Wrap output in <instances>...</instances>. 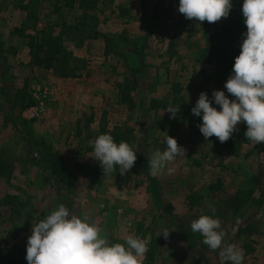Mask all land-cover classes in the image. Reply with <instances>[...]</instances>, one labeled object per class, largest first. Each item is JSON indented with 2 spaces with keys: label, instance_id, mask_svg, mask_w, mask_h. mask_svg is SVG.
<instances>
[{
  "label": "rangeland",
  "instance_id": "374dc122",
  "mask_svg": "<svg viewBox=\"0 0 264 264\" xmlns=\"http://www.w3.org/2000/svg\"><path fill=\"white\" fill-rule=\"evenodd\" d=\"M7 1H31L28 10L15 15L26 17L30 11L36 17L38 25L31 26V19L26 32L49 25L57 34L61 26L80 22L78 29H68L76 36L64 45L85 69L80 77L62 81L50 70L28 66L25 39H14L12 25L0 24V47L12 66L8 79L14 78L10 87L2 85L0 75V264H28L32 225L61 203L71 214L89 216L110 244L125 243L129 234L146 241L143 264H231L219 255L229 243L243 250V264H264L261 144L245 141L235 151L215 154L198 128L202 122L192 125L178 114L170 119L166 110L176 107L173 103L166 109L149 107L151 98L171 102L172 88L179 85L189 104L203 91L219 110L212 92L222 88L211 79L213 66L196 62L204 31L214 23L186 19L172 0H163L154 18L153 5L147 6L141 22L132 19L137 12L123 6L125 0H91L82 8L59 7L57 0H0V10ZM231 3V9L242 8L243 0ZM14 42L15 51L8 50ZM131 56L137 58L135 73ZM15 92L24 104L32 102L14 108ZM100 129L129 132L137 159L127 173L121 175L117 166L116 172L103 174L92 157ZM166 135L186 154L168 165L171 172L153 176L149 159L155 150H165ZM41 149L47 156L57 152L75 170L71 187L46 169ZM200 215L221 221L226 233L221 249H209L192 232L191 222ZM164 230L167 238L160 234Z\"/></svg>",
  "mask_w": 264,
  "mask_h": 264
},
{
  "label": "clouds",
  "instance_id": "9594fccd",
  "mask_svg": "<svg viewBox=\"0 0 264 264\" xmlns=\"http://www.w3.org/2000/svg\"><path fill=\"white\" fill-rule=\"evenodd\" d=\"M232 8L231 0H179L178 11L188 20L215 23L226 18ZM243 22L246 33L240 44V52L234 58L232 74L224 83L227 92L213 90L212 106L208 95L201 92L191 108L194 116L201 117L198 125L204 140L215 136L219 142L228 141L244 122V133L253 145L264 143V0H243ZM170 119L175 118L179 108L169 107ZM167 147L155 150L149 159V171L153 176L162 175L177 156H184L186 149L177 140L166 135ZM92 157L100 163L103 174L127 173L137 159L133 147L125 141L118 144L112 135H98L93 144ZM85 215L71 214L61 203L44 219L32 225L27 238L26 260L28 264H143L148 252L147 242L132 234L125 243H109L102 236L103 229ZM193 233L203 237V243L215 251L221 249L225 231L221 221L209 215H200L191 222ZM165 238L169 230H164ZM221 259L231 264H243L244 252L235 244L224 245L219 253Z\"/></svg>",
  "mask_w": 264,
  "mask_h": 264
},
{
  "label": "trees",
  "instance_id": "16d2710c",
  "mask_svg": "<svg viewBox=\"0 0 264 264\" xmlns=\"http://www.w3.org/2000/svg\"><path fill=\"white\" fill-rule=\"evenodd\" d=\"M57 3H59V7L62 6L65 8H73L77 5V7L82 8L84 4L91 5L92 1L57 0ZM175 4L178 7L179 0H176ZM30 5L31 1L18 4L20 9L24 11L28 10ZM221 19V21L215 22L213 24V28L211 30L204 31V42L203 45L199 46L198 48L196 62H205L213 66V75L211 76L213 83L220 86L222 91L225 92V95L229 96V99H232L233 97H231V95L227 92L226 88L224 87V83L229 75L232 74L234 58L240 52V44L242 43L247 29L243 22L241 8L230 9L229 15L226 18ZM30 20L31 26H35L37 23L35 21L36 17L30 11H28V14L26 15L22 25L12 30V32L25 39L29 57L27 65L32 68L35 67L39 69L50 70L61 78L80 77L83 73V69H85L84 61L75 56L64 45V42L68 40V38L72 40L73 37L76 36H71L68 29H78L80 22H76L73 26L63 25L59 28L58 33L55 34L52 26L49 25H45L41 30L35 31L33 33L26 32L27 23ZM6 55L7 53L5 50L0 47V75L3 77L2 85L5 84L11 87L13 85L11 83L14 78L8 79V71L10 68H12V66L11 63L8 62ZM136 64L137 62L131 64L132 73L138 71ZM84 75H87V73ZM172 89L173 96L171 102H168L167 100H156L151 98L149 101V107L151 109H166L168 108L169 104L173 103L176 105L175 108H179L177 114L179 115L181 121L190 122L192 125H197L198 123L202 122L201 117L194 116L191 112V108L196 102L189 104L181 95L182 87L179 85H176ZM19 90L18 93H20ZM12 97L13 107H17L16 109L18 110L32 102L31 100H28L24 104L23 100L20 101L17 99L16 92L13 93ZM122 99L128 100V95L124 94ZM237 127L238 131L234 132L231 138L224 143L219 142L215 136L209 138L208 141L211 143V149L213 153L220 154L224 149L235 151L243 142H251L250 140H247L244 135L247 127L245 125H237ZM103 132V129H100L99 135L104 134ZM128 133L116 131L110 133V135H112L114 141L117 144L120 141L132 143V140H129ZM259 144H261L260 151L264 155V143ZM40 152V158L46 163V169H48V171L56 178L57 181L67 187H71L75 183L74 181L76 179L75 170L70 168L64 160L60 159L61 157L57 152H50L48 156L44 150L41 149ZM76 166V168L79 169V164H76Z\"/></svg>",
  "mask_w": 264,
  "mask_h": 264
},
{
  "label": "crops",
  "instance_id": "0c3cea01",
  "mask_svg": "<svg viewBox=\"0 0 264 264\" xmlns=\"http://www.w3.org/2000/svg\"><path fill=\"white\" fill-rule=\"evenodd\" d=\"M115 1H116V3H119V2H117L118 0H115ZM164 2H165V0H164ZM172 2H176V0H172ZM162 3H163V0H125L122 3V5L125 6V7H132L133 6L135 8L134 9L135 13L136 12L137 13L133 15L132 19L133 20H137V22H141V20L143 19V16L142 15H144V13H145V10L144 9H147V6H149L150 4L153 5L152 6V14L151 15L154 18V17H156V15H158L159 11L161 10V9L158 10L159 9L158 7ZM16 5L17 4H14V3H8V1H7V3L4 5V7L0 10V11H2L4 9L6 10L5 11V14H4V11L1 12V15H2L3 18H0V24L12 25V27H13L12 30L14 28L20 27L22 25V23L24 22V20H25V17L24 16H20L19 18L15 17V15H17V12L19 13V12H23L24 11V10L20 9V7L18 5L17 6ZM142 7H144V8H142ZM126 11L129 12L128 9ZM11 14L13 16H11ZM123 20H125V22H126L129 19L128 18H124ZM36 25H38V23H36ZM12 34H14L13 35L14 36V39H21L22 38L21 36H19L18 34L14 33V32H12ZM1 35H2V33L0 31V37H1ZM0 44H2V43L0 42ZM172 44H173V36L171 38H169V42H168V45L171 46ZM16 46H17V44L14 42L11 45H9L8 50L9 49H12L13 51H15V47ZM6 53H8V52H6ZM130 53H132V52H130ZM172 53H175V51L172 52ZM170 56L172 57L173 55H170ZM130 59L133 61V63L137 62V58H134L133 56H131ZM41 70L42 69H39L38 68V71H41ZM43 71H44V69H43ZM62 79L68 81L69 79H76V78L75 77L74 78H61L60 80H62ZM77 79H79V78H77Z\"/></svg>",
  "mask_w": 264,
  "mask_h": 264
}]
</instances>
